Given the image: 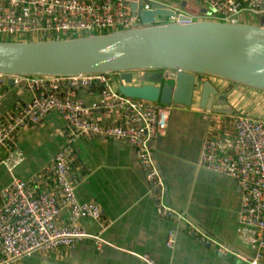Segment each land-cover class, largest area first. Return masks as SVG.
<instances>
[{"label": "crops", "instance_id": "0c3cea01", "mask_svg": "<svg viewBox=\"0 0 264 264\" xmlns=\"http://www.w3.org/2000/svg\"><path fill=\"white\" fill-rule=\"evenodd\" d=\"M187 1L204 5L203 0ZM112 81L118 86L117 78ZM224 87L233 97H226ZM218 90L226 100L223 108L230 112L202 110L197 103L170 104L167 127L151 142L165 185L163 193L152 188L130 145L97 135L70 137L57 110L48 112L38 124L15 129L9 148L0 151V156L20 153L23 160L15 167L16 174L34 193L56 194L52 159L59 150H66L77 199L98 204L102 212L100 220L80 218L78 223L103 240L99 248L84 239L74 247L35 251L16 264H149L143 255L153 264H249L253 249L239 238L237 221L240 187L234 179L198 166V157L202 140L232 134V115L260 94L240 84L222 85ZM61 94H72L86 107L100 99L97 87H62ZM32 97L24 79L17 84L7 80L0 86V120L16 114ZM90 114L103 124L126 123L115 111L94 109ZM9 181L8 170L0 164V191ZM163 205L171 211L163 213ZM58 222H68L66 210ZM171 231L174 242L168 246ZM202 236L218 244H203Z\"/></svg>", "mask_w": 264, "mask_h": 264}, {"label": "built area", "instance_id": "2783aa9c", "mask_svg": "<svg viewBox=\"0 0 264 264\" xmlns=\"http://www.w3.org/2000/svg\"><path fill=\"white\" fill-rule=\"evenodd\" d=\"M156 0H0V37L11 40L52 39L85 36L127 29L141 24L132 15L130 2H142L151 10ZM167 8L182 13L164 2ZM219 21L234 22L235 15L249 11L263 17L264 0H203ZM191 18V12L186 13ZM166 20H177L172 15ZM217 20V19H214ZM32 40V39H29ZM112 73H81L71 76L7 75L0 73V86L8 78L17 84L22 79L33 91L32 99L20 110L0 120V151L9 148L12 132L23 125L38 124L48 112L57 110L65 121L70 137L97 135L130 145L153 189L164 192V181L153 156L151 142L165 131L170 104H163L123 95L115 86ZM116 77L118 73H115ZM97 87L100 99L86 107L72 94L62 96L61 88ZM115 111L125 124H103L91 116V110ZM233 133L219 137L206 136L201 142L198 166L234 179L241 190L237 221L239 238L253 249L249 264H264V118L245 114L232 115ZM20 153L0 156V164L10 174L9 183L0 191V264H16L17 260L35 251L58 247H74L91 239L96 247L103 245L98 234L78 223L80 218L101 219V208L94 202H80L70 178L66 150H59L52 159V172L57 193H34L15 167L22 162ZM66 210L68 222H58ZM171 209L163 205V213ZM174 242L171 231L167 245ZM206 245L217 240L202 236ZM142 259L153 264L146 255Z\"/></svg>", "mask_w": 264, "mask_h": 264}, {"label": "water", "instance_id": "95a60500", "mask_svg": "<svg viewBox=\"0 0 264 264\" xmlns=\"http://www.w3.org/2000/svg\"><path fill=\"white\" fill-rule=\"evenodd\" d=\"M156 0L151 10L130 2L141 24L70 38L0 40V73L71 76L118 73L119 91L132 98L194 106L196 74L264 91V25L191 18L208 7L172 1L182 13ZM165 0L164 2H169ZM172 15L177 20H166ZM173 79L160 86L165 79ZM12 83V79H8ZM223 94L203 78L196 107L226 113ZM166 199V196H165Z\"/></svg>", "mask_w": 264, "mask_h": 264}, {"label": "rangeland", "instance_id": "374dc122", "mask_svg": "<svg viewBox=\"0 0 264 264\" xmlns=\"http://www.w3.org/2000/svg\"><path fill=\"white\" fill-rule=\"evenodd\" d=\"M194 17H202V18H208V19H217L220 20L221 18L216 15V14H212L210 16H206L204 14H200V13H193ZM233 18L240 20V19H244V20H248V21H252L255 23H262L263 17L259 14H255L249 11H244L242 13H239L237 15H235ZM92 34V33H91ZM61 38H64V36H62ZM111 78L113 80H115L116 74L112 73L111 74ZM203 78H209L212 81V84L217 88L220 89L222 87V85H225L226 87H229L230 85H237L236 83L233 82H229V81H225V80H221V79H217V78H213V77H208V76H202L200 74H196V86H195V90H194V95H193V103H197V99L199 97V93H200V89H201V83ZM165 81H168L170 84H173V79L169 78V79H165ZM230 84V85H229ZM220 85V86H219ZM239 85V84H238ZM224 93L226 95V97H231L232 94H229L227 91V88L224 87ZM220 94H223L220 90H219ZM264 91H260L256 89V93H259V96H254L253 99H251V103L247 104V106L245 107L246 109L242 108L241 110L236 111L237 114H245V115H249L251 117H256V118H264V99H263V95L264 93H262ZM233 97V95H232ZM245 104H241V106H244ZM252 106V108L250 110H248L250 107Z\"/></svg>", "mask_w": 264, "mask_h": 264}, {"label": "trees", "instance_id": "16d2710c", "mask_svg": "<svg viewBox=\"0 0 264 264\" xmlns=\"http://www.w3.org/2000/svg\"><path fill=\"white\" fill-rule=\"evenodd\" d=\"M0 40H11V39H7V38L5 39V38L0 37Z\"/></svg>", "mask_w": 264, "mask_h": 264}, {"label": "flooded vegetation", "instance_id": "af4514ba", "mask_svg": "<svg viewBox=\"0 0 264 264\" xmlns=\"http://www.w3.org/2000/svg\"><path fill=\"white\" fill-rule=\"evenodd\" d=\"M165 82H167V81L163 80V82H162V84L160 86H162Z\"/></svg>", "mask_w": 264, "mask_h": 264}]
</instances>
